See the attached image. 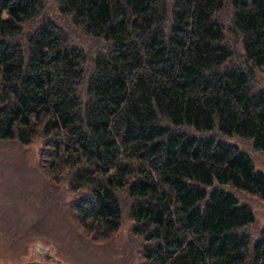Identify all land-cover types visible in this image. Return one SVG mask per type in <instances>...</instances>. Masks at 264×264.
Returning <instances> with one entry per match:
<instances>
[{
    "label": "trees",
    "instance_id": "1",
    "mask_svg": "<svg viewBox=\"0 0 264 264\" xmlns=\"http://www.w3.org/2000/svg\"><path fill=\"white\" fill-rule=\"evenodd\" d=\"M57 3L104 46L89 57L51 18L26 33L41 0H0V139L42 140L53 171L89 187L76 208L103 236L126 189L144 264H264V229L244 231L255 215L225 188L264 200V172L217 136L264 154V0Z\"/></svg>",
    "mask_w": 264,
    "mask_h": 264
},
{
    "label": "rangeland",
    "instance_id": "2",
    "mask_svg": "<svg viewBox=\"0 0 264 264\" xmlns=\"http://www.w3.org/2000/svg\"><path fill=\"white\" fill-rule=\"evenodd\" d=\"M42 11L25 23V32H31L43 18L57 21L73 42L86 54L104 46V42L89 37L73 26L69 17L58 12L57 0H41ZM229 7L220 18L228 24ZM227 39L233 43L231 33ZM237 54L240 53L235 45ZM256 85H264V67L255 69ZM209 134V133H206ZM224 141L237 144L251 155L256 169L264 172V154L255 151L252 140L237 136L217 135ZM42 140L22 145L16 140L0 139V264H21L28 261L56 264H144V236L134 232L131 207L134 199L126 189L117 194L122 219L119 229L103 236L93 227L84 225L76 206L89 196V187L74 191L70 187L71 172L57 173L51 167ZM240 202L248 204L255 221L244 231L256 237L264 229V200L256 195L225 186Z\"/></svg>",
    "mask_w": 264,
    "mask_h": 264
},
{
    "label": "water",
    "instance_id": "3",
    "mask_svg": "<svg viewBox=\"0 0 264 264\" xmlns=\"http://www.w3.org/2000/svg\"><path fill=\"white\" fill-rule=\"evenodd\" d=\"M21 264H56L54 262H41V261H28V262H25V263H21Z\"/></svg>",
    "mask_w": 264,
    "mask_h": 264
}]
</instances>
